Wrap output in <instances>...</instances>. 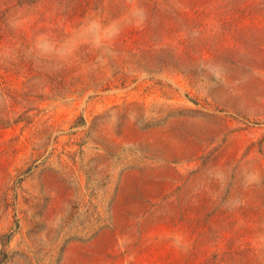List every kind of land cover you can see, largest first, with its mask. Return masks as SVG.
Segmentation results:
<instances>
[{
  "label": "rangeland",
  "instance_id": "1",
  "mask_svg": "<svg viewBox=\"0 0 264 264\" xmlns=\"http://www.w3.org/2000/svg\"><path fill=\"white\" fill-rule=\"evenodd\" d=\"M0 264H264V0H0Z\"/></svg>",
  "mask_w": 264,
  "mask_h": 264
}]
</instances>
